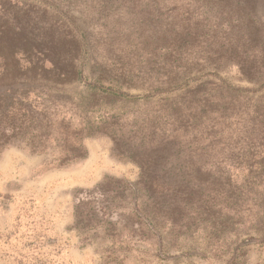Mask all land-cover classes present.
Returning a JSON list of instances; mask_svg holds the SVG:
<instances>
[{
  "label": "rangeland",
  "instance_id": "1",
  "mask_svg": "<svg viewBox=\"0 0 264 264\" xmlns=\"http://www.w3.org/2000/svg\"><path fill=\"white\" fill-rule=\"evenodd\" d=\"M0 264H264V0H0Z\"/></svg>",
  "mask_w": 264,
  "mask_h": 264
},
{
  "label": "trees",
  "instance_id": "2",
  "mask_svg": "<svg viewBox=\"0 0 264 264\" xmlns=\"http://www.w3.org/2000/svg\"><path fill=\"white\" fill-rule=\"evenodd\" d=\"M87 87L91 88V89H97L99 90L100 87H98L97 85L93 84V85H87ZM124 191H126V188L123 189ZM133 193L135 194V196H137V191L135 189H132ZM109 192H111V189H109L106 186H97L94 190L88 192L86 195H95L98 196L100 198H102L103 196H106L109 194ZM98 211L101 212L103 218H113L115 216H119V214L117 213V211L113 208H107L106 206L104 207L103 205H101L98 208Z\"/></svg>",
  "mask_w": 264,
  "mask_h": 264
}]
</instances>
